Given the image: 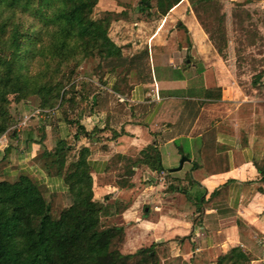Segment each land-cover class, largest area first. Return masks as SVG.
Masks as SVG:
<instances>
[{"label": "crops", "instance_id": "crops-1", "mask_svg": "<svg viewBox=\"0 0 264 264\" xmlns=\"http://www.w3.org/2000/svg\"><path fill=\"white\" fill-rule=\"evenodd\" d=\"M143 1L98 0L94 8L96 15L104 11L112 13L108 35L121 46L124 57L147 49L141 77L139 68L134 66L126 81L119 84L116 73L105 68L94 86L97 91L90 92V88L83 94L81 114H76V107L70 110L87 135L75 137L77 125L56 118L58 115L47 125L35 117L21 127L17 119L13 126L17 137L2 135L5 147L0 150V179L12 180L22 170L42 181L48 193L56 194L55 199L64 198L66 186L62 177L47 175L34 160L41 151L36 139L43 126V143L49 147H53L54 140L63 138L72 145L73 153L81 147L88 148L95 199L109 195L108 202L126 205L119 216L111 219L125 225L120 246L123 253L155 244V250L162 247L163 252L170 251L163 253L161 264H216L219 255L240 246L250 255L249 264H264V191H258L259 186L264 190V181H257L259 173L252 138L237 133L232 121L229 126L225 123L223 129L217 127L218 101L226 98V89L216 81L217 70L213 66L222 58L188 0H180L164 14L157 9L156 0H147L149 4ZM222 1L227 6L242 0ZM170 37L176 39L171 49L151 51V47L166 45ZM210 58L215 60L209 63ZM193 72L197 76H191ZM115 84L123 91H115ZM191 85L221 87V98L188 96L186 89ZM181 96L187 102L178 118L171 124L155 122L163 100ZM23 102L21 115L38 107L35 97ZM183 138L189 141L194 154L186 160L192 165L193 186L189 191L196 186L205 189L203 201L193 195L187 198L186 193L169 188L170 184L190 187L187 175L178 176V170L171 171L172 164L167 168L170 173L133 166L131 186H117V173L126 162L115 159V155L135 158L142 148L155 142L163 165V149L167 150L168 160H172L169 146L175 147L176 141ZM171 179L180 182L172 183ZM214 189L217 191L211 194ZM175 200L181 204L173 205L171 202Z\"/></svg>", "mask_w": 264, "mask_h": 264}, {"label": "trees", "instance_id": "trees-1", "mask_svg": "<svg viewBox=\"0 0 264 264\" xmlns=\"http://www.w3.org/2000/svg\"><path fill=\"white\" fill-rule=\"evenodd\" d=\"M97 1L0 0V136L8 133L11 138L17 137L18 132L13 126L18 110L12 104L31 97L38 99V107L51 111L49 117L58 115L56 118L76 124L75 137L87 135L70 110L76 107V114H81L79 107L83 94L89 92L92 85L80 90L74 86L64 89L65 80H69L87 58L97 57L98 64L104 62L110 73H116L119 84L126 81L134 66L139 68L141 77L148 57L147 49L138 55L124 57L121 46L108 35L112 13L104 11L96 15ZM179 1L156 0V6L164 14ZM188 1L209 40L219 55L225 57L227 37L223 1ZM145 2L149 4V1ZM233 4L240 6L242 3ZM202 14L210 18V24L204 21ZM175 40L170 37L166 45L151 47V51H167ZM262 76L264 69L255 75L253 83ZM113 89L123 91L116 84ZM94 91L97 89L90 90ZM186 93L220 99L221 87L196 88L191 85ZM186 102L184 96L164 99L154 117L155 122L173 123ZM37 137L41 151L34 160L47 175L62 177L66 186L65 203L53 212L56 194L46 196L45 184L22 170L17 171L12 180L0 179V264H161L155 244L140 247L132 253L120 250L125 225L111 219L119 216L126 205L108 202L109 195L101 200L93 197V167L87 157L88 148L81 147L73 153L72 145L63 138L54 140L53 147H49L43 143L44 135ZM114 158L126 162L117 173L118 187L131 186L133 166H146L156 173L165 171L155 142L142 148L135 158L120 154ZM257 171V181H264V159L257 163ZM189 183L190 187L170 184L169 188L186 193L190 198L193 193L189 191L193 186L191 178ZM216 191L214 189L211 194ZM258 191L264 190L259 186ZM204 195L205 189L193 196L203 201ZM34 218L38 219L36 226L33 225ZM250 259L242 247L234 246L219 255L216 264H249Z\"/></svg>", "mask_w": 264, "mask_h": 264}, {"label": "rangeland", "instance_id": "rangeland-1", "mask_svg": "<svg viewBox=\"0 0 264 264\" xmlns=\"http://www.w3.org/2000/svg\"><path fill=\"white\" fill-rule=\"evenodd\" d=\"M241 3L240 6L231 3L225 6L224 3L223 7L226 13L225 29L227 45L224 49L225 57H221V60L218 59L219 63L213 66V69L217 70L216 81L221 83L226 89V98L218 101L216 119L219 121L217 124L218 129H223L224 125H226L225 123L229 126L230 121H232V127H234V130H238L237 133L241 135L242 132V134L250 136L252 138V149L256 154L255 161L256 163H261L264 159V76L255 84L253 80L255 79V75L264 69V0H242ZM202 16L207 24L211 23L210 18H207L205 14H202ZM191 60L197 61V59ZM214 60L215 58H210L209 63ZM98 63L97 57H90L84 60L70 75V79L65 80L64 89L67 90L70 86H74V89L80 90L83 87L92 85L90 88L93 90V87L98 83L99 76L105 72V68L108 69L104 62ZM181 65L183 66V64ZM68 71L69 69L66 70L67 77ZM191 74V76L194 74V76H197L195 72ZM212 76L214 77L215 75L212 74ZM231 97L234 100L229 99ZM23 103V101H20L13 102L12 104V107L18 110V113H15L16 119L20 120L21 112H23ZM45 110H48V112L35 117L39 118L41 124L47 125L53 122L54 118L52 116L49 117L51 113L49 109ZM31 111L28 110L25 113ZM27 124L28 122L25 125ZM39 133L41 136L45 135L43 126L40 127ZM175 144L178 145V150L176 149V145L175 147L169 146L172 150V160H168L169 157L166 149L162 151L163 166L166 171H168V164L173 165V167L169 168H176L182 157H187L188 160L194 157L187 139H179ZM191 166V163L185 160L183 168L181 167L178 170L179 174L177 175H187L189 179ZM169 180L167 182H170ZM171 181L176 184L180 182L179 179L177 181L171 179ZM191 192H193L192 195L196 196L201 192V188L196 186ZM45 195L48 196L47 191H45ZM129 195V193L125 194L126 197ZM64 200V198L57 197L53 201V212H57L58 208L65 203ZM171 203L177 206L181 204L178 200ZM37 223L38 219L34 218L33 225L36 226ZM156 250L160 258L163 256V253L167 254L170 252L168 250H164L165 252H163L162 247H158Z\"/></svg>", "mask_w": 264, "mask_h": 264}, {"label": "built area", "instance_id": "built-area-1", "mask_svg": "<svg viewBox=\"0 0 264 264\" xmlns=\"http://www.w3.org/2000/svg\"><path fill=\"white\" fill-rule=\"evenodd\" d=\"M45 112H48V110L42 109L40 107H36L33 111L29 113H23L20 117V120L18 122V125L23 126L25 125L31 118L44 114ZM5 147V138L3 136H0V150L4 149Z\"/></svg>", "mask_w": 264, "mask_h": 264}, {"label": "water", "instance_id": "water-1", "mask_svg": "<svg viewBox=\"0 0 264 264\" xmlns=\"http://www.w3.org/2000/svg\"><path fill=\"white\" fill-rule=\"evenodd\" d=\"M185 160H187V157H182V159L180 160V163H179L178 167L171 169V171L179 170V169L182 167L183 162H184Z\"/></svg>", "mask_w": 264, "mask_h": 264}]
</instances>
